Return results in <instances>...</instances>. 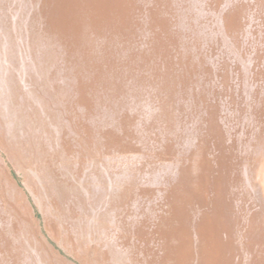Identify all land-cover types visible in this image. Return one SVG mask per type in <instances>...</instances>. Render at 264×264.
I'll return each mask as SVG.
<instances>
[{
  "label": "rangeland",
  "instance_id": "rangeland-1",
  "mask_svg": "<svg viewBox=\"0 0 264 264\" xmlns=\"http://www.w3.org/2000/svg\"><path fill=\"white\" fill-rule=\"evenodd\" d=\"M0 264H264V0H0Z\"/></svg>",
  "mask_w": 264,
  "mask_h": 264
}]
</instances>
